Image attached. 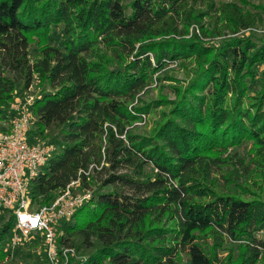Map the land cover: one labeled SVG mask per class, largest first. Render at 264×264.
Returning <instances> with one entry per match:
<instances>
[{
	"label": "trees",
	"instance_id": "16d2710c",
	"mask_svg": "<svg viewBox=\"0 0 264 264\" xmlns=\"http://www.w3.org/2000/svg\"><path fill=\"white\" fill-rule=\"evenodd\" d=\"M203 4L208 11L194 9ZM205 15L208 36L262 19L236 0H0V107L38 76L34 123L59 145L31 179L33 197L46 202L75 178L97 185L59 238L75 248L67 264H182V253L188 264H214L209 233L242 239L241 264L261 257L264 188L250 184L264 186V84L249 95L246 82L264 62V39L176 38L180 20ZM56 24L61 45L46 42L32 58L30 37L45 42ZM192 55L203 58L169 110L149 133L134 131L157 106L142 96L150 76ZM243 142L248 158L238 154ZM12 220L0 225V242Z\"/></svg>",
	"mask_w": 264,
	"mask_h": 264
},
{
	"label": "built area",
	"instance_id": "2783aa9c",
	"mask_svg": "<svg viewBox=\"0 0 264 264\" xmlns=\"http://www.w3.org/2000/svg\"><path fill=\"white\" fill-rule=\"evenodd\" d=\"M34 98L27 91L16 94L0 128V210L13 216L10 244L39 242L46 264H67L75 248L59 240V231L91 191L75 178L55 189L46 202L33 197L31 179L43 171L55 148L49 140L32 134Z\"/></svg>",
	"mask_w": 264,
	"mask_h": 264
},
{
	"label": "rangeland",
	"instance_id": "374dc122",
	"mask_svg": "<svg viewBox=\"0 0 264 264\" xmlns=\"http://www.w3.org/2000/svg\"><path fill=\"white\" fill-rule=\"evenodd\" d=\"M200 1V0H198ZM208 1V0H204ZM216 4L220 1L226 0H209ZM243 8V10H248L249 12H260L262 19H257L253 25L242 28L236 32H231L228 27H223L222 32L220 34L214 35H203L202 29L206 27L210 28L213 26V18L209 15L203 16L201 19H197L194 17L195 21L192 23H183L180 20L177 24V30L181 31L178 35H175L176 38H186L190 37L192 32L195 31L199 36L200 39L206 44L215 46L218 44L221 39L229 37V36H243L249 35L251 38L259 41L264 39V0H236ZM198 3V2H197ZM201 10H207L206 4L203 5H194V9L197 10L199 8ZM200 24L203 26L201 27ZM224 24V22L222 23ZM51 38L46 40L45 42L41 41L40 36H31L30 37V55L32 58L37 53V50L43 44L51 42L56 45H61L62 35H61V28L59 24L53 25V29L51 31ZM207 56V54H205ZM203 56H189L184 58H179L177 60H173L171 62H167L164 66L160 69L156 70L149 79V85L147 91L142 94L143 98L147 101H156L157 106L153 107L150 112L142 116V119L139 121H135L133 123L132 129L139 133H149L151 130L154 122L159 118L160 112L164 111L167 112L170 108L169 101L173 100L177 97L175 90H183V88L188 84V81L197 71L198 61L202 59ZM254 73H252L249 77H247V93L252 95L262 84H264V62H259L254 67ZM37 84V85H36ZM45 86V82L36 76L34 78V83L31 85L29 92L34 97L38 95L39 90ZM175 88V89H174ZM174 90V91H173ZM175 92V93H174ZM22 94V93H21ZM15 96L9 101H6L0 107V128L5 125L6 122V109L8 108L9 104L13 102ZM32 127L35 130V134H38L37 126L35 123H32ZM54 130V129H53ZM56 131V130H55ZM52 131H48L44 129L42 134H38V137L41 139L49 140L53 143V145L57 148L59 145L55 141L54 136L52 137ZM52 134V135H51ZM245 142L238 148L239 156L248 158L249 154L247 152L248 145ZM258 176L257 178H259ZM251 182V180H250ZM92 184V182H91ZM258 188H264L254 186L250 184V190L257 191ZM89 189L92 192H95L97 189V185L93 183ZM258 192V191H257ZM262 197H264V192H259ZM248 197H253L251 192H249ZM12 215L7 210H0V225L6 221L9 216ZM67 225L72 223V220L63 222ZM64 227L62 226L59 234L60 236L64 237L65 233L63 232ZM10 229L5 234L3 241L0 242V246L5 250V257L0 259V264H44V252L39 244V242L32 243L27 242L26 240H21L19 243L12 245L9 243L10 240ZM255 235L257 237L264 238V223H262L259 227L255 229ZM214 237L212 234H207L205 238L204 245L208 248V253L211 254V258L214 261V264H241V260L243 256L241 252L243 250L242 246L239 244L243 243L242 239L239 240H229L226 238H221L217 242L214 241ZM207 243V245H206ZM213 250L215 255H213ZM182 264H188V256L185 254H181ZM256 264H264V249H262L261 257L258 259Z\"/></svg>",
	"mask_w": 264,
	"mask_h": 264
}]
</instances>
